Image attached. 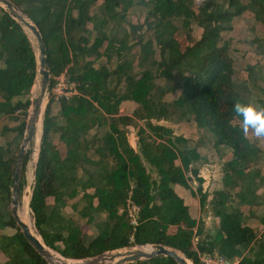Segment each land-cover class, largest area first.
<instances>
[{"label": "trees", "instance_id": "1", "mask_svg": "<svg viewBox=\"0 0 264 264\" xmlns=\"http://www.w3.org/2000/svg\"><path fill=\"white\" fill-rule=\"evenodd\" d=\"M12 1L39 27L51 76L30 204L41 240L74 259L162 244L180 250L192 264H203L200 255L205 252L239 257L236 264L264 263V235L257 236L245 215L247 210L255 214L254 208L264 203L258 193L264 186V137L244 129L233 111L235 102L249 101L236 87L235 57L222 40L223 30L246 10L264 30V0H203L201 21L207 26L185 47L178 36H186L198 18L193 0H101V9L100 0ZM142 1L151 2L146 8L153 20L128 21L129 11ZM0 12V114L7 117L0 122L2 264H49L27 242L10 210L14 145L24 137L37 59L24 25L1 5ZM125 26L129 28L123 32ZM134 49L138 70L131 59L120 61ZM60 75L75 84L77 94L54 96ZM178 89L172 99L169 94ZM124 101L135 105L132 114L120 111ZM258 106L264 107V99ZM178 117L177 131L167 122ZM183 119L212 137L223 155L230 153L223 164L224 188L212 194L211 211L218 218L212 236H204L203 220L191 214L174 189L176 184L190 189L196 179L199 186L192 191L200 195L202 206L210 196L199 175L209 157L180 131ZM137 121L143 123L136 130L135 148L129 135ZM22 182L21 177V189ZM129 196L140 206L136 226L119 212ZM68 205L73 215L64 211ZM98 214L105 217L95 222ZM74 217L88 226L95 223L94 236L88 240ZM4 228L8 234L2 233ZM127 264L178 263L156 256Z\"/></svg>", "mask_w": 264, "mask_h": 264}, {"label": "rangeland", "instance_id": "2", "mask_svg": "<svg viewBox=\"0 0 264 264\" xmlns=\"http://www.w3.org/2000/svg\"><path fill=\"white\" fill-rule=\"evenodd\" d=\"M202 1L203 0H197L198 4L196 0L192 1V6L197 12L198 18H196L193 21L191 28L188 31L189 37H188V34L186 35L187 37L183 35L178 36V39L182 43L183 47H185V45H188V43H192L194 42V40L199 39L202 36L207 26L206 23L201 21V12H200L199 4ZM101 2L102 1L100 0L99 2L100 5H101ZM142 2H143L142 4L136 3L134 6V10H132L131 12L129 11V14H127V17H126L128 21L132 23H137V22L145 23L146 21L151 22L153 20L152 17L148 18L147 16L148 10L146 8V5L150 6L151 2H148V1H142ZM242 2L248 3L249 0H242ZM0 15H1V12H0ZM176 22L178 23V20H176ZM229 25L230 27L223 30L222 32V40H223V43L228 46V48L230 49V51L233 53L235 57L234 78L236 81V87L249 102H252L258 106L259 100L264 99V93L262 91L264 90V30L260 28L256 20L254 19L252 12L249 10H246L245 12H243L241 16L235 18L233 22ZM24 28L27 31L28 35L30 36L32 43L34 45V49L37 52V43H36V39L34 35L30 31V29H28L25 26ZM145 29L146 28L144 27V30ZM135 52H137V49H134V51H132V54L129 55L130 57L129 59L134 61V64L137 67L139 65L140 58L138 54L137 56H135ZM133 53H134V56H133ZM104 62H105V58H102L100 60V63H104ZM112 64L113 65L115 64V60L112 61ZM146 65L148 66V62H146ZM136 69L138 70L139 66ZM176 77L178 78V82H181V79L178 76ZM56 86L59 87L60 90L65 89L66 80L65 82H61L60 80H57L55 87ZM52 92L56 98H59L57 96L58 93H56L53 90ZM178 93H179V89L177 91L171 92L169 95H171V98L174 99L178 96ZM38 94H39V86H37L36 84L34 85V87L32 86V88L30 89L29 97L30 99H32L34 96H37ZM48 100H49V91L47 93L45 101L42 104V108H44V105L47 104ZM57 106L58 105L56 104L55 109H54L55 112H57ZM134 107L135 105L132 103L131 107H127V108L125 107V109H123L124 110L123 113L132 114L131 109ZM4 117L5 116L3 114H0V122L2 121L1 124L7 122V117L5 119ZM43 117H44V114H42L40 117V125L36 133V138L40 141V143H41L42 132H43L42 130L43 129ZM183 120H184L183 126L181 127L182 129L184 128L183 130H186V132H188V128H192V129L195 128L192 122H189L186 119H183ZM180 121L182 120L178 117L174 121H168L167 123L170 124V126L177 129L178 131L180 127L178 123H180ZM142 123L143 122L141 121H137L136 123L130 126L131 130H133L132 131L133 134L138 129V126ZM95 130L96 128H93L90 131L91 134L94 133ZM194 133H195V138L197 140L196 145L199 146V151L201 152L203 156L209 157L204 160V162L201 165L202 166L201 169L205 176V179H204L205 182L203 184L204 191L208 192L210 196L212 197L213 196L212 194L214 192L221 190L219 189L221 188V185H222L220 181V176H221L220 173H221V169H223V164L225 163L224 160L227 158L225 155L221 156L220 159L217 157L216 154H218L219 156L221 155L222 148H216L215 151L213 150L214 147H213L212 137L205 134L200 129H194ZM22 140L20 141V144L14 145V150L17 152V156L20 151V145L22 143ZM39 149H40V146L37 144L36 140H34V142L30 144L28 147V151L26 154V157L28 158L27 164L25 166L24 172L21 174V177L23 178V182H22V189H21L22 195H21V201H20L19 214L23 219H25V221H27L33 227L34 232L42 239L41 235L39 234L38 230L35 227L34 213L28 203L31 196H26V191H30V193H32L33 191V187H34L33 163L36 160L37 150ZM177 163H179V161ZM212 171L215 173V175L212 174ZM193 181L194 179H192V182H191L192 188H190V190L188 191V196L194 201L193 204L190 203L191 204L189 206L190 211L197 218L200 217L199 220L202 219L203 215L205 216L206 218L205 221L208 224V226L210 225V227L207 229V231H205L204 236L205 237L209 235L212 236L217 232L218 218H215V216L213 215L211 211V207H209V204H212L211 197L208 198L205 206L200 205V201H199L200 195L193 194L194 195L193 196L191 194V192L193 191L197 192V188L199 186V183L196 184V183H193ZM213 182L215 183V185L213 184ZM211 185H213V187H211ZM49 202H50V205H52L54 203V200L51 198L49 199ZM10 210H11V203H10ZM64 211H66L68 215H73L72 208L69 205L64 208ZM74 218L76 221H79L82 224V228L87 232L88 240L92 236H94V234L96 233V230L94 227L95 223L92 226H88L87 224L84 223V220L79 219L77 217H74ZM103 218H104V215L98 214L96 215L94 221L97 222L99 220H103ZM253 219H254L253 220L254 228L256 232L257 233L260 232L258 236L259 237L263 236L264 230L262 231V229L259 228L260 224L262 223L261 217L256 216V217H253ZM205 221H203L204 224H205ZM205 229H206V224H205ZM1 230L3 234H8L7 231H9V229L4 228ZM197 237L196 239H198ZM2 240L3 239H1V241ZM46 247L49 250H51L53 253H55L57 256H59L60 258L64 260H69L61 256L57 250H54L48 247L47 245ZM138 247H141V246L121 248V249L113 250L112 252L121 251V250L124 251L125 249H134ZM146 247L148 249L149 248L151 249V246L149 245L143 246L142 248H146ZM258 247H259V244L256 243V248L258 249ZM4 259H5L4 255L0 253V264L4 262ZM69 261H71L72 263L79 262L75 260H69ZM188 262L189 264H192L191 260H188Z\"/></svg>", "mask_w": 264, "mask_h": 264}, {"label": "water", "instance_id": "3", "mask_svg": "<svg viewBox=\"0 0 264 264\" xmlns=\"http://www.w3.org/2000/svg\"><path fill=\"white\" fill-rule=\"evenodd\" d=\"M0 5L9 11L18 21H20L25 27L30 29L34 35L37 43V75L34 85L39 86V94L31 99V106L29 115L26 121V127L24 137L20 145V151L17 156L15 163L13 183L11 188V213L19 226L21 232L26 238L27 242L38 252L49 264H127L135 263L141 260H149L156 256H170L176 260L178 264H188V258L180 250L162 245V244H147L134 249H125L124 251H106L93 257H87L83 259L67 258L69 260H75L79 262L66 263L60 262L55 263L50 260L49 252L45 246L40 242L38 237L32 233L30 227L20 218L19 208L21 201V174L24 159L26 157L28 147L36 140L37 144L41 147L40 141L36 138L38 131V122L42 114H44L46 105L42 108V104L45 101L47 93L50 88V69L47 56V48L44 43V39L39 27L33 22V20L25 14L12 0H0ZM33 85V86H34ZM40 149L37 150V157L33 163V181L36 182V168L39 157ZM26 196H31L30 191H26ZM31 197L29 200V206L31 204ZM45 244V243H44ZM151 246L150 250L142 249L143 246ZM117 250V249H116ZM264 264V263H262Z\"/></svg>", "mask_w": 264, "mask_h": 264}, {"label": "crops", "instance_id": "4", "mask_svg": "<svg viewBox=\"0 0 264 264\" xmlns=\"http://www.w3.org/2000/svg\"><path fill=\"white\" fill-rule=\"evenodd\" d=\"M102 5H100L99 6V8L101 9L102 7H101ZM90 27H92L91 25H90ZM128 26H125V27H123V32L124 31H126V30H128ZM120 33V32H119ZM130 54H132V52L130 53ZM129 53L128 54H124L123 55V57L120 59V61H126V60H129V55H130ZM104 58V57H103ZM132 106V103L130 102V101H124L123 103H122V106H121V109H120V111L121 112H123L124 110L123 109H125V107L127 108V107H131ZM133 109V108H132ZM132 109H131V111H132ZM189 127V126H188ZM184 129V128H183ZM182 128H181V132H183V133H185V136L186 137H191V138H194L195 139V141H197L196 140V138H195V133H194V129H192V128H188V132H186V130H183ZM133 130H131L130 132V135H129V141H130V143H131V145L133 146V147H137L136 146V137L134 136L135 134H136V132L133 134V132H132ZM95 132H96V130H95ZM94 132V133H95ZM94 133H92V134H94ZM194 135V136H193ZM132 137H133V139H132ZM219 148V147H218ZM213 150L215 151L216 150V148H213ZM223 152H224V149L222 148V151H221V155L219 156L218 154H216L217 155V157L220 159V157L221 156H224V155H222L223 154ZM225 156H226V158L227 159H225L224 161H226V160H228L229 158H230V153L228 152V153H226L225 154ZM212 174L213 175H215V173L212 171ZM221 176H220V181H221V188H219V189H223L224 188V185H223V169H221ZM203 179H205V176H204V174H203V172H202V169L200 170V174H199ZM213 180V179H212ZM191 182H192V180L190 181V185H191ZM194 182V181H193ZM205 182V181H204ZM204 182L202 183V187H203V184H204ZM213 184L215 185V183L213 182ZM220 186V185H219ZM211 187H213V185H211ZM174 189L176 190V192L184 199V201H185V203L188 205V206H190L191 204H193L194 203V201L188 196V191L190 190V189H187V188H185V187H182V186H180V185H174ZM203 192H205L204 191V188H203ZM258 193H260L261 194V196H262V198H263V201H264V186L263 187H261L260 188V190L258 191ZM191 194L193 195L194 193L193 192H191ZM194 196V195H193ZM209 197H211V196H209ZM211 199H212V197H211ZM199 201H200V198H199ZM191 203V204H190ZM201 205V204H200ZM212 205L211 204H209V207H211ZM200 207V206H199ZM253 210V209H252ZM254 211H255V214H251V213H249L248 212V210L246 211V213H245V215L248 217L247 218V224H249L250 226H252L253 228H254V222H253V216L254 215H256V216H260L261 217V221H262V223L260 224V226H259V228L260 229H262V231L264 230V203L262 204V205H260V206H258L257 208H254ZM248 212V213H247ZM192 214V213H191ZM193 215V214H192ZM195 218H197L195 215H193ZM255 216V217H256ZM104 217H105V215H104ZM216 218V217H215ZM198 220L200 219V217H198L197 218ZM201 220H203V221H205L206 220V218H205V216L203 215L202 216V219ZM249 220H251V221H249ZM205 224H206V229H205V231H207V229L210 227V225L208 226V224L206 223V221H205ZM255 229V228H254ZM256 231V230H255ZM257 233V232H256ZM260 233V232H259ZM259 233H257V236H258V234ZM259 237V236H258ZM198 238H200V237H198Z\"/></svg>", "mask_w": 264, "mask_h": 264}, {"label": "built area", "instance_id": "5", "mask_svg": "<svg viewBox=\"0 0 264 264\" xmlns=\"http://www.w3.org/2000/svg\"><path fill=\"white\" fill-rule=\"evenodd\" d=\"M57 80H60L61 82H65L66 80V86L65 89H61L59 87L53 88V91L58 93V97L65 96L67 98L77 94V89L75 87L74 83H68L66 76L60 75L56 77ZM56 85V84H55ZM193 183H198L196 179H194ZM119 212H125L130 220V223L134 226L138 224V218H139V212H140V206L136 204L132 199L131 196L127 198V202L125 207H121L119 209ZM201 262L203 264H236L239 260V257L233 259H230L226 257L225 255L219 254V253H208L205 252L200 255Z\"/></svg>", "mask_w": 264, "mask_h": 264}, {"label": "clouds", "instance_id": "6", "mask_svg": "<svg viewBox=\"0 0 264 264\" xmlns=\"http://www.w3.org/2000/svg\"><path fill=\"white\" fill-rule=\"evenodd\" d=\"M233 111L244 129H250L256 137H264V107L237 101L233 104Z\"/></svg>", "mask_w": 264, "mask_h": 264}, {"label": "bare ground", "instance_id": "7", "mask_svg": "<svg viewBox=\"0 0 264 264\" xmlns=\"http://www.w3.org/2000/svg\"><path fill=\"white\" fill-rule=\"evenodd\" d=\"M39 125H40V120H39V122H38V128H39ZM19 216H20V214H19ZM20 218L30 227V229H31V231H32V233L33 234H35L37 237H38V239L40 240V242L45 246V244H44V242L41 240V238L34 232V230H33V227L27 222V221H25V219H23L21 216H20ZM45 248L48 250V252H49V257H50V260L52 261V262H55V263H62V262H66V263H72L71 261H69V260H64V259H62V258H60L59 256H57L55 253H53L51 250H49L46 246H45ZM142 249H144V250H150V248L148 249L147 247L146 248H142ZM115 253V252H114ZM188 262V261H187ZM188 264H189V262H188Z\"/></svg>", "mask_w": 264, "mask_h": 264}]
</instances>
